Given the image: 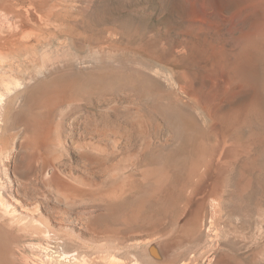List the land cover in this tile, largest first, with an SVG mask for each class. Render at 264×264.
<instances>
[{"label":"bare ground","instance_id":"bare-ground-1","mask_svg":"<svg viewBox=\"0 0 264 264\" xmlns=\"http://www.w3.org/2000/svg\"><path fill=\"white\" fill-rule=\"evenodd\" d=\"M226 2L227 9L217 25L185 36V42L182 40L183 43H179L181 47L177 49L181 59V55L187 54L188 47H192L195 58L198 61L208 59L209 64H198L197 68V64H193L189 72L183 70L184 74L173 73L166 78L176 92L178 103L193 112L191 123L187 120L189 125H185L184 141L181 140L188 146L184 145L188 148L186 154L190 156L188 163L194 161L189 165L191 167L187 163L186 166L190 174L192 171L195 173L188 177L185 175L188 180L183 179L186 181L183 186L179 183L182 186L181 196L172 193V184L176 183L170 179L168 182L169 175L162 172L164 167L161 169L159 166V171L142 175L145 183L152 185V189L149 188L151 191L146 190L152 194L149 197L151 194L148 192L150 202L147 204L153 201L160 207L169 197L177 217L185 216L195 202L200 206L199 212L196 208L197 215H193L192 227L185 240L191 242L196 237L205 236L208 247H204L205 252L196 258L187 257L182 264H200L205 255L213 251V242L221 238L215 233L214 225L218 222L217 215L222 213V189L227 183L223 182L225 174L232 166H239L245 171L246 166L251 165L255 172L256 163L261 159L260 153H264L257 151L258 147L264 149V0ZM41 7L46 9L42 19L34 14V10ZM80 8L77 0H0V264H171L175 262L173 258L180 254L174 257L167 252L179 240L174 235L164 238L158 235L166 229L167 222L163 223V220H167L168 215H165L164 208L161 212L166 218L161 219L162 223L157 224L153 220L154 211L150 209L148 228L142 227L145 234H137L122 247L98 249L81 239L84 229L92 235L91 239L98 236L95 222L105 215L95 212L98 206L103 205L106 211L110 206L121 208L130 199L132 188L126 178L116 182L117 171L109 168L104 158L108 152L101 150L99 145L95 149L98 151V164H102L99 174L107 185L94 186L80 175H68L65 164L70 147L60 129L49 123L50 115L42 110L52 94L70 93L80 88L72 78L64 83L57 81L60 84L54 86L50 84L63 75L70 77L75 68L84 63L78 52L37 51L39 46H48L54 39L61 44L74 42L83 45L84 39L73 35L79 26L78 16L83 11V7ZM114 34L108 33L110 37ZM91 44L89 54L84 57L90 63L113 54L112 47L103 46L99 39H93ZM2 65L6 67L2 68ZM46 81H49V87L44 86V83L48 85ZM35 93L42 94L43 100L35 102L25 98ZM19 96H24L27 108L24 105L17 108ZM148 125L147 119L145 152H150L156 145L149 135ZM105 131L97 133L104 138L110 136L108 132L111 130ZM181 176L183 178L184 175ZM181 186L177 184L178 190ZM205 188H210V191L207 196H202L207 192ZM86 212L92 215L89 218L85 216L89 220L84 223L82 220ZM207 214L212 215L210 221ZM70 215H74L76 219L73 220L81 228L74 230L63 222ZM22 222L24 226H19ZM128 225L121 233L130 232L132 228L128 229ZM60 229H69L74 235L61 238ZM108 230L103 231L110 235L112 231ZM215 237H219L216 238L218 240L215 241ZM160 255L168 256L163 261L164 257L161 259Z\"/></svg>","mask_w":264,"mask_h":264},{"label":"rangeland","instance_id":"rangeland-1","mask_svg":"<svg viewBox=\"0 0 264 264\" xmlns=\"http://www.w3.org/2000/svg\"><path fill=\"white\" fill-rule=\"evenodd\" d=\"M77 2L79 8L83 7V11H81L80 17L78 16L79 26L75 28L73 35L84 39V44L78 45L74 42L61 44L58 39H54L48 46H39L37 51L41 52L48 49L52 53L63 50L78 52L83 57L81 61L84 63L79 65L80 67H76L70 77L69 75H63L56 78L54 82H50V84L54 86L58 82L64 83L72 78L77 87L80 88L70 93L52 94L44 103L45 106L42 107V110L50 115L49 123L60 129L70 147L65 164L68 175H80L82 179L89 180L94 186L107 185L99 174V167L102 164H98L96 157L98 151L95 149L100 146L101 150L108 152L104 153V158L109 168L114 172L117 171L116 182L119 179L118 182H121L126 178L132 188L130 199L121 208L110 206L107 211L103 205H99V209L95 208L98 209L95 212L105 214L98 222H95V225H98L97 232L99 234L91 239L90 236L92 235L82 228L81 230L85 234H82L81 239L87 245L89 243L90 246L94 245L98 249L122 247L130 243L137 234H145L143 229L145 227L143 226L148 228L149 211L152 209L154 211L153 220L157 224L163 221V223H171H165L166 229L158 235L162 238L174 235L179 240L176 245H171L167 252L168 255L173 254L174 257H176L175 254H180L176 257L177 259L173 258L175 262L171 264H182L187 257L196 258L199 254L205 252L208 247L205 245L206 237H196L195 240L192 239L191 242H186L185 235L192 227L193 215L194 217L197 215L200 206L195 202L188 209L185 216L177 217L174 211L175 207H173L169 197V201L165 200L160 207L153 201L151 204H147V202H150L149 197L152 196L149 189H152V185H150L151 183H145L142 175L145 172H153V170L154 172L159 171V166H161V169L167 167L165 168L167 170L165 171L163 168L164 171L162 170V172H167L166 174L169 175L168 182L170 179L172 183H176L175 185L172 184L173 189L171 191L173 190L172 193L175 196H181L182 186L188 180L186 177L195 173V171H192L190 174V170L187 168V166L191 167L192 165H189L193 164L194 161L190 160V164L188 163L190 156L185 152H188V148L186 149L188 146L183 142V137L187 132V126L185 125L191 123L193 112L178 103L176 92L169 86L166 78H169L173 73L184 74L186 70L189 72L193 64H197L196 68L198 64L200 66L209 64L208 59H203V63L201 58L199 62L195 58V54H192L194 51L192 47H188L186 55L180 54L183 57L181 59L177 54V49L185 42V36L200 29L206 30L211 25H217L227 9V2L226 0H90L89 2L87 0H77ZM45 10L44 7L37 8L34 10V14L37 18L42 19L46 13ZM107 32L115 34L110 37ZM95 38L99 39L101 44H104L103 46L106 44L109 47L111 46L113 54L108 58L103 56L99 62L90 63L84 57L89 54L92 47L91 41ZM183 59H186L185 63ZM1 67L5 68L6 65ZM46 82L48 85L44 83V86L49 87V81ZM23 97L20 98L19 96L17 108L24 105L25 98L35 102L43 100L40 93ZM147 119L150 125H148V131L150 132L148 133L156 143L150 152H145L144 147L145 122ZM103 129L106 130L105 132L111 130L108 132L110 136L106 138L99 136L97 132L104 131ZM262 148L258 147L256 149L264 152V149L261 150ZM79 152L82 154L81 157H79ZM108 154H112V156H108ZM260 157L261 159L256 163L255 172L250 168L251 165L250 167L249 165L246 166L245 171L244 168L239 166H232L225 174L223 182L227 183L225 185L223 183L224 187L222 189L224 191L220 211L222 217L217 215L218 222L214 225L215 233L221 238L219 241L216 239L219 237H215V241H218L213 242V251L205 255L206 261L203 259L200 264H264V153H260ZM157 164L159 165L157 166ZM181 174L184 175L183 178H180ZM178 175L180 176L178 177ZM183 179L186 181H183ZM179 183H182V186ZM177 184L178 187L181 186L180 191ZM147 189L150 191H146ZM209 189L205 188L207 192H205V195L203 193L201 195L207 196ZM201 195L200 197H202ZM145 197L147 200H145ZM172 199L175 198L172 197ZM163 208L168 213L165 214L168 215L166 216L167 220L162 219L164 217L163 212H161ZM208 214L209 218L207 217V220L210 221L212 215ZM87 215L88 212L84 215L82 222L85 223L86 219L92 214ZM73 217L74 215H70V218H65L66 220L63 222L70 225V228L77 230L81 228V225L74 221L76 218ZM128 223V229L132 228L130 232L127 234L121 233ZM22 225L24 226V222L20 223L19 226ZM17 227L18 225L15 228ZM107 229L112 231L110 232L112 235L105 233ZM217 230L219 231L217 232ZM113 231H117V233L114 234ZM59 232H62L61 238L68 234L70 236L74 235L69 229H60ZM183 252L186 256L183 255ZM166 256L160 255V258L164 257L162 259L164 261Z\"/></svg>","mask_w":264,"mask_h":264}]
</instances>
